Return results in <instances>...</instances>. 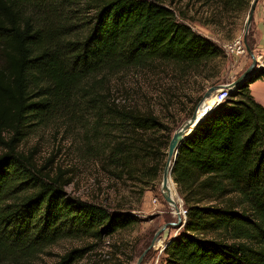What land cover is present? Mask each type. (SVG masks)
I'll return each instance as SVG.
<instances>
[{
    "label": "trees",
    "instance_id": "obj_1",
    "mask_svg": "<svg viewBox=\"0 0 264 264\" xmlns=\"http://www.w3.org/2000/svg\"><path fill=\"white\" fill-rule=\"evenodd\" d=\"M218 1L232 9L249 2ZM221 54L163 0H0V264H35L62 238L97 242L137 221L66 196V172L50 160L38 165L34 150L19 148L31 130L90 112L88 136L108 140L97 145L107 162L148 158L156 177L175 126L151 109L109 99L108 80L150 61L211 80ZM258 79L264 65L178 148L171 177L186 219L158 264H264V105L250 89ZM201 96L190 99L193 108ZM114 131L129 141L111 138ZM94 247L71 248L51 264H74Z\"/></svg>",
    "mask_w": 264,
    "mask_h": 264
},
{
    "label": "rangeland",
    "instance_id": "obj_2",
    "mask_svg": "<svg viewBox=\"0 0 264 264\" xmlns=\"http://www.w3.org/2000/svg\"><path fill=\"white\" fill-rule=\"evenodd\" d=\"M252 1L232 9L223 8L218 0H175L172 4L163 0L164 5L174 9L177 18L182 17L194 31L220 47L222 54L218 59L217 75L204 81L197 73L180 74L171 62L150 61L111 76L106 84L110 89L109 99L115 103L151 109L162 122L176 128L194 111L190 99L203 95L214 84L234 81L251 63L243 38ZM256 11L264 14V0L257 1L254 13ZM251 24L247 43L257 60L262 61L264 51L254 44ZM238 41L241 46L235 45ZM260 81L256 80L253 86L250 84V89L256 95L255 100L264 105V85L258 83ZM91 123L90 112H84L72 121L56 116L45 125L31 130L19 148L24 152L34 150L38 165L50 160L54 171L60 168L66 172L67 177L72 179L64 188L66 196L99 203L111 212H130L137 217V221L97 242L84 238H62L47 247L35 264H51L71 248L84 243H93L95 247L74 264H111L118 260L125 263L130 256L128 263L135 264L157 231L167 224L140 262L158 264L165 257L167 242L182 231L186 214L184 219L182 213L177 214L164 200L160 191L162 176L153 177L148 170L153 162L148 158L134 157L127 166L107 162L100 151L108 140L102 136L98 140L88 136ZM119 135H124L123 141H129L127 133L114 131L110 136ZM97 145L101 147L97 148ZM90 147L94 148L91 150ZM174 185V199L181 212L185 208ZM179 215L183 224L179 227L171 225L177 222Z\"/></svg>",
    "mask_w": 264,
    "mask_h": 264
},
{
    "label": "water",
    "instance_id": "obj_3",
    "mask_svg": "<svg viewBox=\"0 0 264 264\" xmlns=\"http://www.w3.org/2000/svg\"><path fill=\"white\" fill-rule=\"evenodd\" d=\"M257 1L258 0H253L251 2V6H250V9L248 11L247 18H246L245 34H244V38H243V43H244V46H245L247 53L249 54V56L251 58V63L234 81H231L227 84H214V85L210 86L209 88H207L206 91L201 96L198 103L196 104V106L194 107V111L192 112L191 116L186 118L183 122H181L174 129V131L171 134V137H170V140L168 143V147H167V153H166V159H165L164 167H163V171L161 174L162 179H161V186H160V191H161L162 197L169 204L173 203V200L169 194L168 182L174 183V181L171 177L174 159L177 155L178 148L180 147V145L189 136V134L198 125V123L200 122V120L203 117L204 112L202 113L201 116H196V113H197L199 107L202 104H204L206 102V100L213 93H215L218 89H220V88H229L230 90L236 89L240 84L244 83L248 79V77H250L252 74H254L258 69H260L263 66L264 58L262 61L257 60L255 54L253 53V50L249 47V45L247 43V33H248V29L250 27V24L253 20V15H254V11L256 8ZM192 123H194L195 125H194L193 129L188 131L189 127ZM184 219H185V217H184ZM182 224H183V221H182V218L180 217V215L178 216V220L176 223H171V225H174L177 227L181 226ZM166 226H167V224H163L162 227L157 231V233L155 234V236L151 240L150 245L138 257L135 264H140L143 256L147 253V251L149 249H151L154 246L157 235L160 232H162V230Z\"/></svg>",
    "mask_w": 264,
    "mask_h": 264
},
{
    "label": "crops",
    "instance_id": "obj_4",
    "mask_svg": "<svg viewBox=\"0 0 264 264\" xmlns=\"http://www.w3.org/2000/svg\"><path fill=\"white\" fill-rule=\"evenodd\" d=\"M251 30H252V37L254 39L255 46L259 49L263 48L264 51V14L261 13L260 11H256L254 13L253 21L251 24ZM258 80H262V82L260 81L258 83H262L264 85L263 79H258ZM251 84L253 86L254 82ZM252 86L251 88H253ZM251 92H253L254 94V91ZM253 96L255 97L256 95L254 94Z\"/></svg>",
    "mask_w": 264,
    "mask_h": 264
},
{
    "label": "built area",
    "instance_id": "obj_5",
    "mask_svg": "<svg viewBox=\"0 0 264 264\" xmlns=\"http://www.w3.org/2000/svg\"><path fill=\"white\" fill-rule=\"evenodd\" d=\"M235 45L241 46L240 41L235 43ZM234 45V46H235ZM229 49H232L231 46H229ZM230 89L229 88H220L215 93H213L208 99H210V103L207 105V108L203 111L205 116L208 112L215 109L217 106H219L221 103H223L227 97L229 96ZM185 209H182V215L185 217Z\"/></svg>",
    "mask_w": 264,
    "mask_h": 264
},
{
    "label": "bare ground",
    "instance_id": "obj_6",
    "mask_svg": "<svg viewBox=\"0 0 264 264\" xmlns=\"http://www.w3.org/2000/svg\"><path fill=\"white\" fill-rule=\"evenodd\" d=\"M209 103H210V99H207L206 102L199 107V109H198V111L196 113V116H201L202 113H203V111L207 108V105ZM194 125L195 124L192 123L190 125L188 131H190L191 129H193ZM168 188H169V194H170V196H171V198L173 200V203L171 204V206L175 209V211L177 212V214L182 213V211L180 212V210H179V208L177 206L178 203L176 204L175 199H174V195H175V191H176L174 183L168 182Z\"/></svg>",
    "mask_w": 264,
    "mask_h": 264
}]
</instances>
